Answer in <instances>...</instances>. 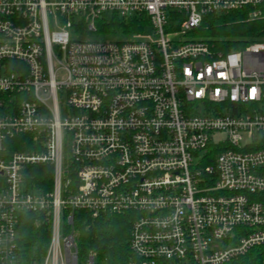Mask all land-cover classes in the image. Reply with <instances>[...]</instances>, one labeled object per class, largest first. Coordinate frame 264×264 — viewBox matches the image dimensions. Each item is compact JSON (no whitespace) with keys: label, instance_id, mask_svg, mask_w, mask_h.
Returning a JSON list of instances; mask_svg holds the SVG:
<instances>
[{"label":"built area","instance_id":"obj_1","mask_svg":"<svg viewBox=\"0 0 264 264\" xmlns=\"http://www.w3.org/2000/svg\"><path fill=\"white\" fill-rule=\"evenodd\" d=\"M263 3L0 0V264H107L80 257L78 212L130 215L122 264H231L264 246V43L225 54L189 36ZM40 165L50 191L28 182ZM29 214L50 233L30 256Z\"/></svg>","mask_w":264,"mask_h":264},{"label":"trees","instance_id":"obj_2","mask_svg":"<svg viewBox=\"0 0 264 264\" xmlns=\"http://www.w3.org/2000/svg\"><path fill=\"white\" fill-rule=\"evenodd\" d=\"M254 10H260L261 16L251 19L249 15ZM119 26L123 25L119 24ZM136 29L135 32L138 30ZM118 31L126 33L128 30L119 28ZM194 35L207 42L216 51L225 54L243 51L256 42L264 43L258 41L264 39V3L257 7L251 6L207 15ZM23 146L20 144L15 149L30 151ZM28 172V182L34 188L47 191L52 189L51 166H33L28 169ZM256 200L264 204V194ZM74 229L77 233L76 242L80 257L92 251L107 264H122L130 256L128 243L131 218L129 214L92 218L86 212H78L74 217ZM18 234L20 247L29 256L34 250L44 252L50 242L48 223L42 217L26 215L20 222ZM231 264H264V246L252 248Z\"/></svg>","mask_w":264,"mask_h":264},{"label":"rangeland","instance_id":"obj_3","mask_svg":"<svg viewBox=\"0 0 264 264\" xmlns=\"http://www.w3.org/2000/svg\"><path fill=\"white\" fill-rule=\"evenodd\" d=\"M189 36H190V38H192V39L200 40V37L197 38V36H195L194 33L191 34V35H189ZM258 41H262V42H264V39H260V40H258ZM256 43H258V42H256Z\"/></svg>","mask_w":264,"mask_h":264}]
</instances>
